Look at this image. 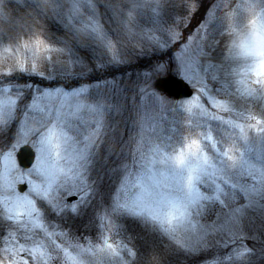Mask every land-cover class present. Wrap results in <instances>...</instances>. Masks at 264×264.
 I'll list each match as a JSON object with an SVG mask.
<instances>
[{"label": "snow or ice", "instance_id": "1", "mask_svg": "<svg viewBox=\"0 0 264 264\" xmlns=\"http://www.w3.org/2000/svg\"><path fill=\"white\" fill-rule=\"evenodd\" d=\"M36 2L41 10L37 17L63 16L77 37L93 36L111 59L122 58L124 40L112 39L105 29L98 13L101 0ZM102 2L112 8L124 39L129 40H135L144 9L157 16L165 6V0ZM187 4L185 22L197 7L196 0ZM216 17L224 22L220 38L209 30ZM41 22L34 17L14 37L0 34V134L17 122L13 139L0 143V217L8 224L6 231L0 228V264H133L137 250L130 241L118 238L114 227L109 228L113 221L107 213L102 214L105 232L100 242L73 237L45 219L41 199L57 212H77L92 191L86 175L92 157L105 146L109 152L118 149L108 142V102L90 94L92 85L33 87L6 81L17 70L42 77L90 70L82 58L73 57L70 44L46 39ZM168 31L172 40L181 38L177 26ZM144 35L160 40L151 30ZM221 39L227 55L217 63L212 49ZM177 56L183 76L197 89L182 105L190 130L178 150L168 151L159 139L149 146L142 130L134 133L122 160L125 171L115 199L118 208L149 219L173 240L178 233L186 234L187 240L177 243L197 251L206 249L221 230L241 225L244 205H229L227 186L239 187L248 203L264 197V0H239L234 5L215 0L208 18L181 45ZM143 99L147 103V91ZM66 101L72 103L66 106ZM203 118L223 122L222 134L211 124L201 126ZM25 145L33 153L27 165L20 155ZM204 184L210 189L205 190ZM73 194L78 200L68 201ZM212 201L228 207L227 217L210 218L207 208ZM250 251L241 243L235 255Z\"/></svg>", "mask_w": 264, "mask_h": 264}, {"label": "rangeland", "instance_id": "2", "mask_svg": "<svg viewBox=\"0 0 264 264\" xmlns=\"http://www.w3.org/2000/svg\"><path fill=\"white\" fill-rule=\"evenodd\" d=\"M167 1L169 2L168 6L172 9H163L160 15L153 16L151 9L147 8L142 11L136 25L135 40H129L128 38L124 39L112 8L101 0L98 5V13L105 29L112 39L124 40L122 58L113 60L95 37H77L63 16L41 15L37 17L36 13L41 10L38 8L36 0H22L23 3H19L18 0H0V34L14 37L21 33L35 17L42 20L43 35L46 39L56 44H70L73 57L82 58L87 63L90 70L86 72L78 70L68 76L44 77V80L49 83L45 87H78L81 83L92 85L90 94L98 99H106L108 102L106 109L108 142L114 143L118 149V152H109L105 146L92 157L86 174L92 191L78 205L77 212H72L71 209L57 212L46 200L41 199L40 204L45 219L50 223L59 224L73 237L81 240L91 238L94 242H100L105 232L102 214L107 213L113 221V226L110 225L109 228L114 227V234L126 242L130 241L137 250L133 264H164L163 246L177 252L180 256H191L197 252L207 253L203 261L200 263L194 261L193 264H210L211 260H216L219 264H247L253 260H260L264 256V228L262 227L264 225V197L253 198L251 203H248V197L239 187L227 186L229 205L232 208L238 204L244 205L240 217L241 225L232 231L223 229L215 234L210 245L204 250L193 251L180 245L177 241L187 240L186 234L178 233L176 239L173 240L149 219L133 215L116 205L115 197L125 171L122 167V160L127 158V146L135 139L134 133L142 130V135L149 146L159 139L161 146H166L164 150L168 151L171 148L178 150L184 142L186 132L190 130V126L186 123L188 114L182 105L196 93L195 85L190 81L194 89L191 96L173 97L159 89L156 90L155 81L157 77L168 73L183 76L177 53L181 50V45L208 18V12L215 0H196L197 7L191 11L187 22L182 20L184 16L189 15L190 11L187 0ZM167 1L165 0V3ZM63 2L68 3L69 0H63ZM121 2L127 5L130 0H121ZM238 2L239 0H235V3ZM174 6L175 8H173ZM172 26L179 28L181 32L179 40L171 39L168 29ZM149 30L156 37H160V40L155 41L147 38L144 33ZM209 30L215 37H222L224 31L222 18L216 17L210 21ZM144 54L153 57L155 64H143L139 67L141 73H137L134 69L135 71L130 70L125 74L109 76L105 72L115 69L124 62L147 60L148 57ZM226 55L224 41L221 39L220 43L212 49V58L218 63ZM0 58H3L2 53H0ZM65 63L69 64L70 61H65ZM22 74L39 75L17 70L10 74L6 81L13 84L28 83L29 80H21ZM64 77V82L58 80ZM67 77L68 82L66 83ZM32 85L33 87H42L36 82H33ZM145 91L148 93L147 103L143 99ZM55 103L59 104L61 101L57 100ZM64 103L67 106L72 101ZM207 124H211L218 135L222 134V130L225 128L221 121L203 118L201 126ZM16 127L17 125L13 130L11 140ZM191 127H195V125ZM157 167L163 169L164 165L158 164ZM233 179L237 183L241 182L239 176H234ZM203 187L205 190H209L211 186L204 184ZM67 200L76 201L78 196L71 199L68 196ZM48 210L52 212L49 214ZM207 211L210 213L211 219L217 217L223 219L227 217L229 209L218 201H212L209 202ZM69 215H72V219ZM7 226L8 224L2 229L7 230ZM159 243H161L159 249H154L149 255L146 253L153 245L160 246ZM241 243H246L251 251L237 257L235 250Z\"/></svg>", "mask_w": 264, "mask_h": 264}, {"label": "trees", "instance_id": "3", "mask_svg": "<svg viewBox=\"0 0 264 264\" xmlns=\"http://www.w3.org/2000/svg\"><path fill=\"white\" fill-rule=\"evenodd\" d=\"M144 55H146V54H144ZM146 56L148 57L147 60L140 59L136 62H131V63H127V64L122 63V65H119L115 69H112L111 71H105V72H106V74H109V76H116L119 74H125L126 72H128L130 70H134V69L136 71H138L141 69L139 67L142 66L143 64H147V63H148V65L155 64L153 57H151L150 55H146ZM64 79H65V77L62 79H58V80L60 82H64ZM21 80L22 81L29 80L28 83H30L31 85L33 82H36V84H39L40 86H44V85L49 84L48 81L44 80V77L39 76V75L22 74ZM67 82H68V77H67L66 83ZM16 125H17V122L14 121L12 126L6 132H4L3 134H0V143L6 144V143L11 141V138L13 136V130H14ZM69 217H70V219H72V215H69ZM6 224H7V221L4 220L3 217H0V228H3L4 226H6ZM262 227L264 228V225H262ZM143 242H144V240H143ZM146 242H147V240L145 241V244H146ZM159 244H160V246H154L153 245L149 250L146 251V253L149 255V253H152V251L154 249H159V247H161V243H159ZM206 255H207V253H205V252H197L191 256H188V255L187 256H180L177 252L172 251L168 247L163 246V248H162V257L164 259V261H163L164 264H186V263L187 264H193L194 261L197 263H200L201 261H203L206 258ZM212 255H213V253L211 254V256ZM211 256H210V258H211ZM247 264H264V256H262V258L260 260L259 259L253 260Z\"/></svg>", "mask_w": 264, "mask_h": 264}, {"label": "water", "instance_id": "4", "mask_svg": "<svg viewBox=\"0 0 264 264\" xmlns=\"http://www.w3.org/2000/svg\"><path fill=\"white\" fill-rule=\"evenodd\" d=\"M156 83L159 88L176 96H189L193 93V88L190 83L184 78L176 75L160 76L158 77ZM32 154V149L27 145L21 149L20 155L25 165L29 163Z\"/></svg>", "mask_w": 264, "mask_h": 264}, {"label": "clouds", "instance_id": "5", "mask_svg": "<svg viewBox=\"0 0 264 264\" xmlns=\"http://www.w3.org/2000/svg\"><path fill=\"white\" fill-rule=\"evenodd\" d=\"M228 3H232L233 5L235 4V0H227Z\"/></svg>", "mask_w": 264, "mask_h": 264}]
</instances>
